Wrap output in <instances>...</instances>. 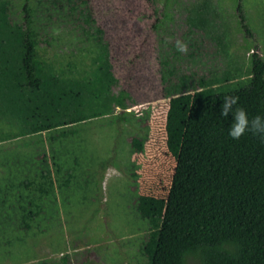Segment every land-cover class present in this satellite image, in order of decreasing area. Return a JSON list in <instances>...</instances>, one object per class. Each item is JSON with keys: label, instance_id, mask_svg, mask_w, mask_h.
Wrapping results in <instances>:
<instances>
[{"label": "rangeland", "instance_id": "1", "mask_svg": "<svg viewBox=\"0 0 264 264\" xmlns=\"http://www.w3.org/2000/svg\"><path fill=\"white\" fill-rule=\"evenodd\" d=\"M9 1L19 22L25 0ZM50 1L28 0L43 59L61 75L88 76L100 52L94 17L113 47V90L128 92L129 107L0 141V264H146L149 224L136 204L139 195L165 197L169 189L176 162L165 141L168 98L199 78L247 83L250 55L264 60V0H214L218 37L188 24L187 9L200 0H89V8ZM177 40L186 52L176 50ZM17 120L0 116V131H19ZM44 171L55 184L40 198L17 184ZM34 203L40 211L24 229L22 214Z\"/></svg>", "mask_w": 264, "mask_h": 264}, {"label": "trees", "instance_id": "2", "mask_svg": "<svg viewBox=\"0 0 264 264\" xmlns=\"http://www.w3.org/2000/svg\"><path fill=\"white\" fill-rule=\"evenodd\" d=\"M50 2L58 7L82 3L89 8V0ZM21 11L18 22L10 1L0 0V116H12L20 124L19 131H0V141L129 107L128 92L113 90L119 82L113 47L94 17L100 52L88 76L70 77L56 73L43 59L28 0ZM187 13L191 28L218 37L214 0H200ZM157 21L155 16L153 27ZM160 81L164 82L162 73ZM180 88L175 86L168 98L164 122L166 146L176 162L168 192L165 197L137 198L139 216L149 224L141 246L146 264H187L189 257L200 264H264V142L251 132L232 139L227 135L230 118L219 115L225 94L238 96L250 116L264 114V60L256 53L250 55L246 84L230 87L219 79L199 78L191 90ZM70 133L62 131L59 137ZM138 141H132L137 151ZM17 184L35 190L40 198L52 191L55 181L44 171L37 181ZM34 207L22 214L24 229L40 211L37 203Z\"/></svg>", "mask_w": 264, "mask_h": 264}, {"label": "clouds", "instance_id": "3", "mask_svg": "<svg viewBox=\"0 0 264 264\" xmlns=\"http://www.w3.org/2000/svg\"><path fill=\"white\" fill-rule=\"evenodd\" d=\"M176 50L186 52L187 45L180 40L176 41ZM239 97L236 95L225 94L221 97L219 115L229 119L227 135L234 140H238L246 132L258 135L264 142V114L250 116L244 107L240 106Z\"/></svg>", "mask_w": 264, "mask_h": 264}]
</instances>
